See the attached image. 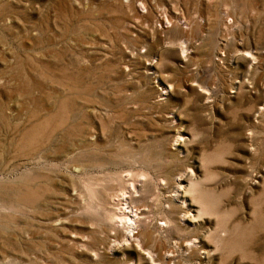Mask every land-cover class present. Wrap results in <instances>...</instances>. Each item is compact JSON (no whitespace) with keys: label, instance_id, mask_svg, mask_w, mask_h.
I'll list each match as a JSON object with an SVG mask.
<instances>
[{"label":"rangeland","instance_id":"rangeland-1","mask_svg":"<svg viewBox=\"0 0 264 264\" xmlns=\"http://www.w3.org/2000/svg\"><path fill=\"white\" fill-rule=\"evenodd\" d=\"M0 264H264V0H0Z\"/></svg>","mask_w":264,"mask_h":264},{"label":"bare ground","instance_id":"bare-ground-1","mask_svg":"<svg viewBox=\"0 0 264 264\" xmlns=\"http://www.w3.org/2000/svg\"><path fill=\"white\" fill-rule=\"evenodd\" d=\"M133 236V235H132ZM135 236V235H134Z\"/></svg>","mask_w":264,"mask_h":264}]
</instances>
